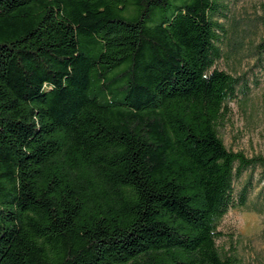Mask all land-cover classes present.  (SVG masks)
I'll return each instance as SVG.
<instances>
[{"label": "trees", "instance_id": "1", "mask_svg": "<svg viewBox=\"0 0 264 264\" xmlns=\"http://www.w3.org/2000/svg\"><path fill=\"white\" fill-rule=\"evenodd\" d=\"M239 0H0V264H236L216 245L264 156L227 148L264 36ZM223 20V21H221Z\"/></svg>", "mask_w": 264, "mask_h": 264}, {"label": "rangeland", "instance_id": "2", "mask_svg": "<svg viewBox=\"0 0 264 264\" xmlns=\"http://www.w3.org/2000/svg\"><path fill=\"white\" fill-rule=\"evenodd\" d=\"M223 21V20H221ZM235 21L239 26L249 25L253 31L243 38L244 48L251 40L264 36V0H239L230 4L226 26ZM244 50L240 59L221 58L215 67L228 72L245 73L250 91L246 98L241 94L228 103L225 120L219 126L224 145L247 155L264 156V62L256 64ZM251 174V187L246 207L229 209L221 219L216 245L231 251L238 259L236 264H264V178L259 169L244 172L237 179L238 190Z\"/></svg>", "mask_w": 264, "mask_h": 264}]
</instances>
